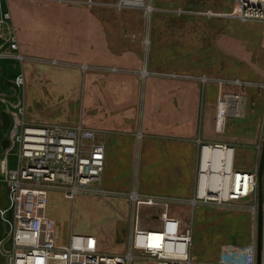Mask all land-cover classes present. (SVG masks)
I'll return each mask as SVG.
<instances>
[{"label": "crops", "instance_id": "1", "mask_svg": "<svg viewBox=\"0 0 264 264\" xmlns=\"http://www.w3.org/2000/svg\"><path fill=\"white\" fill-rule=\"evenodd\" d=\"M86 1L0 0V88L3 82L5 90L13 89L15 99L9 98L12 103L22 100L30 123H80L103 139L100 186L108 194L90 197L106 199L114 209L111 246H105L100 231L83 233L92 234L100 250L121 252L131 228L120 240L115 231L123 222L132 225L130 191L166 198L167 212L181 219L168 209L195 208L188 199L199 141L233 145L235 168L251 169L256 163L262 138L257 119L264 114V21L229 16L232 0L222 12L180 16L155 10L147 20L120 27L117 12L90 9ZM13 33L16 49L8 44ZM18 52L58 58L63 65L37 68L26 64V57L18 61L13 56ZM141 69L145 76L138 73ZM231 79L246 81L249 103L244 96L241 116L220 117V92L239 88L224 84ZM165 179L174 190L165 188ZM154 206L162 209L140 204L139 220L143 208ZM150 212L144 227L159 225L158 212ZM135 258L155 264L139 251Z\"/></svg>", "mask_w": 264, "mask_h": 264}, {"label": "built area", "instance_id": "2", "mask_svg": "<svg viewBox=\"0 0 264 264\" xmlns=\"http://www.w3.org/2000/svg\"><path fill=\"white\" fill-rule=\"evenodd\" d=\"M88 5L92 0H87ZM116 9L139 10L148 19L156 10L151 0H115ZM240 21H264V0H234L228 13ZM7 17L8 14L6 13ZM9 48L16 49L17 39L13 33ZM148 46V39H143ZM13 56L23 62L22 54ZM140 76L146 69L138 71ZM17 83L22 78L17 77ZM225 85L238 90L220 92L218 115L241 116L244 111L246 81L231 79ZM4 100V98L2 99ZM16 107L11 118V108ZM4 111L9 116L5 135L8 141L3 151L16 145V165L9 167L4 156L0 159V173L6 183V205L12 209L10 239L5 264H131L139 251L155 264H238L205 262L197 259L191 251L192 221L184 220L167 212L166 198L141 196L135 191L127 193L133 208L130 241L121 252H106L97 247L96 238L88 233H76L69 229L65 240H60L54 219L46 213L49 197L57 192L73 201L78 194H108L100 186L104 166L105 144L97 131L80 123L72 126L62 124H35L28 122L23 114L22 100H10ZM219 128L221 125L218 123ZM195 181L190 205H213L216 207L245 206L255 215V229L249 247L248 259L239 264H256L257 221V162L251 169L235 168L234 146L226 143L199 141ZM219 169V171L217 170ZM264 184V175H262ZM264 186V185H262ZM140 204L161 205L158 211L159 225H140L137 208ZM5 215V212H4ZM4 228L6 223L3 224ZM151 234H159L156 243ZM261 264H264V188H262Z\"/></svg>", "mask_w": 264, "mask_h": 264}, {"label": "rangeland", "instance_id": "3", "mask_svg": "<svg viewBox=\"0 0 264 264\" xmlns=\"http://www.w3.org/2000/svg\"><path fill=\"white\" fill-rule=\"evenodd\" d=\"M92 1L93 3L87 6L90 9L98 10L105 7L107 10L117 12L121 16V20L118 21L120 27L134 25L141 20L140 18L144 19L140 11L137 12L136 9H133V11L129 8L118 10L113 7V2L104 1V3H102L95 0ZM231 2L232 0H153L156 10H159V12L164 11L163 13L165 14L180 16H184L188 13L190 14V12L201 13L226 11ZM166 22L168 25L169 19L166 20ZM143 36L145 35H140L141 38ZM140 41L142 43L141 39ZM24 56L26 57V64H35L37 65V68H40L41 65L47 64L50 66L63 65L60 63L62 60H59L58 58H47L41 55L29 56L25 54ZM25 65L23 68H26ZM12 91L13 89L11 88L7 90L0 88V110L5 108L10 102L9 96H14ZM244 96L245 99L247 98L246 102L245 100L244 102L247 104L248 95L245 91ZM3 98L4 100H2ZM13 99L15 98L13 97ZM9 106L11 108V118H13V112L16 111V107H12L10 103ZM245 111H247L246 107ZM256 112L259 117V112ZM257 121L259 122V133L260 136H262V133H264V114L261 115V120L258 118ZM6 134L11 135V131L6 133V131L0 126V159L5 156L7 159V165L9 167H14L17 159L16 145H12L5 151H3L1 147V140ZM241 158L244 159L243 157ZM252 164H254V161H252L250 165L251 168L255 165ZM164 182H166L165 188H168L169 190L175 189L169 180L165 179ZM5 185L6 183L0 173V189L4 188ZM176 206L179 207L180 205ZM185 208L187 210L186 213H183L186 210L175 211L171 208L172 211L169 209L168 211L178 214L179 217L184 218V220H190V218L194 220L192 225L191 251L197 259L205 262L219 261L238 264L243 263L248 259L249 247L254 235L256 220L255 215L249 209L245 206L216 207L213 205H205L202 207L197 205L194 209L188 207ZM159 210L160 208L156 206L151 207V209L148 207L143 208L139 220L141 226H146V223L149 222L150 211L155 213ZM46 213L51 215L54 219L56 231L60 240L63 241L66 239L69 229L72 226V231L76 233L93 230L100 231L103 235L102 237L105 246L107 248L111 246L112 235L109 231H111L112 226L117 219H115L113 207L110 203L106 202V199L92 198L89 194L82 193L78 194L73 201H70L64 198L63 195L54 192L49 197ZM11 220L12 209L7 205L4 207L0 206V264H5L6 251L9 250L10 239H6L7 234L4 233V231L9 232ZM4 223H6L5 228L3 226ZM155 223L157 224V221ZM130 228L129 222H126V224L123 222V224L118 225L116 231L119 232V234L117 235V232L115 231L116 239L120 240V234L121 237H124L127 232L129 233ZM120 249L122 250V248ZM131 264L146 263L141 259L134 258Z\"/></svg>", "mask_w": 264, "mask_h": 264}, {"label": "water", "instance_id": "4", "mask_svg": "<svg viewBox=\"0 0 264 264\" xmlns=\"http://www.w3.org/2000/svg\"><path fill=\"white\" fill-rule=\"evenodd\" d=\"M3 77H1V80ZM2 83V88L6 89L5 85ZM9 124V116L3 109L0 110V126L6 131ZM8 141L3 138L1 140V147H5ZM257 221H256V264H261V227H262V175H264V133H262L260 151L257 160ZM6 205L5 189H0V206L4 207ZM4 226V225H3ZM5 233V231H4Z\"/></svg>", "mask_w": 264, "mask_h": 264}, {"label": "bare ground", "instance_id": "5", "mask_svg": "<svg viewBox=\"0 0 264 264\" xmlns=\"http://www.w3.org/2000/svg\"><path fill=\"white\" fill-rule=\"evenodd\" d=\"M217 170L219 171V169H217ZM151 236L154 238V241H152V239H150L151 242L156 243L155 241H157V239L159 238V234H151Z\"/></svg>", "mask_w": 264, "mask_h": 264}]
</instances>
